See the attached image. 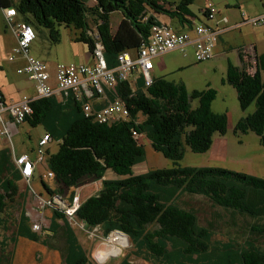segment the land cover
<instances>
[{"label": "trees", "instance_id": "trees-1", "mask_svg": "<svg viewBox=\"0 0 264 264\" xmlns=\"http://www.w3.org/2000/svg\"><path fill=\"white\" fill-rule=\"evenodd\" d=\"M191 2L181 0L171 9L162 0H94L93 4L89 0H0V5L15 7L21 21L38 30L46 28L54 44L61 41L59 26L74 28L75 41L86 43L92 56L101 44L108 66L115 67L121 52H135L148 42L153 25L161 23L159 14L191 24ZM114 13L119 16L115 26ZM256 61L253 72L229 62L226 81L236 89L244 111L255 105L253 112L235 123L234 132H254L264 145V53L257 54ZM139 84L133 90L125 81L115 91L109 90L130 113L128 119L112 123L87 116L72 94H64L62 100L52 95L31 103L33 112L25 121L32 126L45 124L44 134L59 140L57 152L47 151L45 160L55 175L56 188L42 179L45 189L62 197L66 190H73L71 202L75 189L101 181L98 192L81 202L78 219L106 235L118 231L129 236L141 251L162 264H264V178L225 167L180 164L187 149L205 153L215 134L227 133L228 114L212 109L217 90L208 86L189 92L182 81L164 77H155L150 86L145 81ZM136 134L144 135L175 165L134 173V167L146 159L145 144ZM109 171L115 177H108ZM24 182L10 148L1 149L0 229L11 227V234L0 242V264H12L21 236L38 239L40 234L50 238L58 234L60 219L67 225L63 252L59 248L63 264H97L59 208H53L49 227L33 230L26 215L31 188ZM185 195H201L211 206L226 210L229 219L225 223L237 234H228L227 242L216 238L222 214L214 212L203 224L199 210L183 199ZM13 210L19 211V218L8 227ZM119 264L136 263L125 258Z\"/></svg>", "mask_w": 264, "mask_h": 264}, {"label": "rangeland", "instance_id": "rangeland-1", "mask_svg": "<svg viewBox=\"0 0 264 264\" xmlns=\"http://www.w3.org/2000/svg\"><path fill=\"white\" fill-rule=\"evenodd\" d=\"M180 1L162 0V2H165V6L170 9L171 7H175L174 3L178 4ZM206 1L192 0L189 7L197 17L211 25H214L213 22L217 20L218 16L222 17L227 12L233 16L231 17L227 14L230 17L231 25L233 21H239L242 14L250 19L261 10V0H211L218 13L215 19L210 20L202 14ZM89 2L93 4L94 0H89ZM159 15L162 16V19L172 18L163 13ZM117 17H119L118 13L112 15L114 26ZM19 20H22L20 16ZM92 28H94V25H92ZM35 30L37 38L31 44V54L46 61L53 71L56 65L60 63H92L94 58H92L93 56L91 57L87 44L75 41L76 30L74 28H69L65 25L59 26L61 41L57 44L51 42L49 31L46 28H41L40 30L35 28ZM229 35L234 40L235 45H249L256 40L264 39V29L260 26L245 24L240 28L232 30ZM14 41L15 36L12 34V29L0 17V83L6 86L13 100H18L24 95L36 94V89L34 80L30 79L28 75L17 72V69L23 64L21 63V59L18 58L15 61H10L8 58L11 49H13ZM229 57L222 54L210 60L198 62L189 50L186 52L174 50L154 57V75H157L155 73L158 72L160 74L157 77H164L167 80L175 82L182 81L189 92L195 89L203 90L208 86L215 88L217 90V97L212 102V109L218 113L226 112L230 122L233 123L228 127L224 140H222L223 144H221L220 155L214 156V151H211L212 149L205 153H196L187 149L185 156L180 160L182 166H219L264 178V145L261 144L260 138L254 132L246 134H236L234 132L233 125L239 120V115L243 112V109L240 106L236 89L226 81V72L229 61L235 64L238 63L237 50L232 51ZM193 104L197 105V101H194ZM248 109H250V112H253L255 105L252 104ZM45 130V124L32 126L26 122L21 125L19 132L13 136L12 141L10 139L6 141L0 137V148L9 146L16 153L36 157L37 143L40 135ZM140 140L144 142L146 147V159L134 167V173H143L148 169L170 168L175 165L172 159L156 151L148 139L141 137ZM58 144L59 140L54 139L46 149L51 147L50 152L55 153L58 150ZM42 170L43 176L35 174L31 181L33 190L31 189L29 192L26 211L31 214L30 217L33 219L31 223H39L43 229L50 226L53 208L43 205L52 195L45 189L42 179L52 189L56 188V183L53 178L47 176L46 166H43ZM107 175L108 177H115L112 171H109ZM24 183L27 186L26 182ZM100 188L101 181H92L75 189V193L79 197V202H82L88 196L97 193ZM72 192L73 190H66L65 198L69 199ZM36 194L41 197V200L37 198ZM183 199L199 210L200 219L203 224L212 218L214 212L218 211L222 214V217L218 220L219 233L216 238L223 240L230 233L232 235L237 234L232 226H228L230 224L225 223V220L229 219L226 210L221 209L219 206H211L210 202L201 195H185ZM13 211L11 220L8 223L6 222V226L8 227L13 223V219L19 218V211ZM69 223L76 233L78 242L82 244L97 264H119L125 258L136 264H162L160 260L154 259L141 251L129 236L122 235L120 234L121 232L114 231L106 235L102 229L88 227L77 218L71 220ZM58 224L61 228L58 234H53L51 238L48 235L41 234L38 239L21 236L15 248L12 264H63L61 250L63 252V247L65 246V229L67 225L63 219L58 220ZM244 229L246 230L247 227L245 226ZM10 234L11 227L8 231L1 228L0 242L4 236Z\"/></svg>", "mask_w": 264, "mask_h": 264}, {"label": "built area", "instance_id": "built-area-1", "mask_svg": "<svg viewBox=\"0 0 264 264\" xmlns=\"http://www.w3.org/2000/svg\"><path fill=\"white\" fill-rule=\"evenodd\" d=\"M5 12L7 23L13 28L17 38L10 60H16L19 56L26 58V64L18 69V73L26 74L35 81L36 95H24L20 100L7 101L0 91V137L2 138H12V129H17L27 115L33 112L31 103L35 99L55 94H72L83 106L86 115L93 116L101 123L128 119L129 110L120 98H115L100 109H94L90 100L104 96L108 90L115 91L121 82H131L132 76L139 70L145 85L150 86L154 81V57L158 55L174 50L186 52L188 46H193L198 62L210 60L214 57L219 36L228 29L226 26H212L205 21H196L193 23L194 34L192 35L188 31H177L166 23H157L151 29L148 42L135 52L129 50L121 52L115 67L108 66L103 54V46L97 44L92 63H60L53 71L46 61L31 54V44L37 38L35 28L17 19L18 12L15 7L5 8ZM203 12L210 20L215 19L218 13L211 0H207ZM223 22L227 23L228 19L224 18ZM247 22L264 28V11ZM240 51L243 66L247 67L249 72L255 71L257 64L255 46L247 45ZM136 136L139 139L144 137L140 134ZM51 141L50 133L42 135L37 145L36 161L27 154L15 155L14 160L25 180L30 181L38 169L37 166L46 163V147ZM47 172L48 177H55L50 170L47 169ZM80 204L76 194L71 202L62 195H53L43 203L45 206L62 210L69 222L75 218L78 219L76 212ZM32 228L35 231L42 229L39 223H34Z\"/></svg>", "mask_w": 264, "mask_h": 264}, {"label": "crops", "instance_id": "crops-1", "mask_svg": "<svg viewBox=\"0 0 264 264\" xmlns=\"http://www.w3.org/2000/svg\"><path fill=\"white\" fill-rule=\"evenodd\" d=\"M13 1H15V0H13ZM207 2V1H206ZM1 6V5H0ZM205 6H206V3H205V5H204V7H203V9H202V14H204V8H205ZM5 8H9V7H2L1 6V10H0V17H1V19L3 20V21H5L6 23H7V20H6V12H5ZM264 11V0H261V10H260V12L258 13V14H256V16L257 15H259V14H261L262 12ZM193 12V11H192ZM227 14L228 15H230L231 17H233L232 16V14L231 13H229V12H227ZM223 15L222 17L221 16H218V18H217V20H215L213 23H214V25H212V26H217V25H220V26H226L228 29L227 30H225L220 36H219V39H218V41H217V44H216V47H215V53H214V57H216V56H219V55H222V54H224L225 56H227V57H229V55L232 53V51H234V50H237V59H238V63L237 64H235V63H233V64H235V65H237V66H243V58H242V54H241V48H243V47H245V46H247V45H235V43H234V40L230 37V35H229V33L232 31V30H234L235 28L237 29V28H240L242 25H245V24H250L249 22H246V20H248L249 18H247L246 17V15H244V14H242V17H241V19L239 20V21H237V22H235V21H233V24H231L230 25V22H231V20H230V17L228 16V15ZM158 17V19H159V21L161 22V23H166V24H168V25H170V26H172L174 29H176L177 31H188V32H191V34L193 35L194 34V31H193V22H196V21H203L201 18H199V17H197L195 14H194V12H193V16H190V17H188V19L191 21V20H193V22H191V24L190 23H188V22H180V20L179 19H177V18H166V19H162V16H160V15H158L157 16ZM255 17V16H254ZM224 18H227L228 19V22L227 23H225V22H223V19ZM17 19H19V14H18V16H17ZM232 19H235V18H232ZM8 24V23H7ZM211 25V24H210ZM250 25H252V24H250ZM254 26V25H253ZM9 28L10 29H12V34L15 36V41L13 42V47L12 48H14V46L16 45V43H17V38H16V34H15V32L13 31V28L9 25ZM264 29V28H263ZM249 45H253V46H255V48H256V52H257V54H262V53H264V39H261V40H256V41H254L253 43H250ZM190 51V53L191 54H193V56L195 57V55H194V49H193V46H188L187 47V49H186V51ZM11 52H12V49H11ZM11 52H10V55H11ZM171 52V51H170ZM168 53V52H167ZM10 55H9V60H10ZM91 57H92V55H91ZM213 57V58H214ZM21 59V63H23L22 64V66L21 67H23L25 64H26V58L24 57V56H19V57H17L16 59ZM92 58H94V56L92 57ZM230 58V57H229ZM212 59V58H211ZM10 61H15V60H10ZM229 62H231V61H229ZM57 66V65H56ZM20 68V67H19ZM18 68V69H19ZM56 68V67H55ZM227 68H228V66H227ZM18 69H17V72H18ZM154 71H155V65H154V69H153V76H154V78L155 77H157L160 73H155V74H157V75H154ZM227 73V72H226ZM20 74V73H19ZM26 75V74H25ZM139 82H144V78H143V76H142V74H141V70H139V71H137V72H135V74L132 76V79H131V82H130V84H131V86H132V88H133V90L134 89H137V88H139V86H140V84H139ZM53 83H55V81H53ZM35 89H36V83H35ZM0 90H1V92H2V94H3V96H4V98H5V100H7V101H17V100H13L12 99V97H10L11 95H10V93H9V91H8V89L6 88V86L3 84V83H0ZM112 94V92L111 91H107L106 93H105V95L104 96H101V97H99V98H94V99H91L90 100V102H91V104L93 105V108L94 109H100V108H102V107H104L105 105H107V104H109L110 102H112L115 98H114V96H112L111 95ZM36 94H32V95H29V96H35ZM55 96H57V98L58 99H60V100H62V97H63V95L62 94H55ZM21 99V98H20ZM20 99H18V100H20ZM249 113H251L250 112V109H247V110H243V112L239 115L240 117H239V119L241 118V117H243V116H245V115H247V114H249ZM24 123H26V121H24L22 124H20L18 127H17V129H12V138H13V136L16 134V133H18L19 132V130H20V127H21V125H23ZM233 123H231L230 122V119H229V124H228V127H230L231 125H232ZM234 126V125H233ZM250 133V132H249ZM44 134V133H43ZM43 134H41L40 135V138L42 137V135ZM224 137H225V135L224 136H222V135H220V134H215V136H214V142H213V145H212V147H211V151H214V153H213V155L214 156H217V155H220V151H221V144H223V141L222 140H224ZM259 137V136H258ZM12 138H4L6 141L8 140V139H10L11 141H12ZM39 138V139H40ZM39 141V140H38ZM53 141V140H52ZM51 141V142H52ZM50 142V143H51ZM38 144V143H37ZM215 144H217V146H215ZM7 148H10V150H11V153H12V155H13V160L15 159V155L16 154H23V153H16V151L13 149V148H11V147H9V146H6ZM6 147H1L0 148V150L1 149H3V148H6ZM214 147H216V148H214ZM47 151H51V147L50 148H47L46 149V154H47ZM33 160H37V156L36 157H32V156H30ZM15 161V160H14ZM43 166H46V163L45 164H40V165H38L37 167H38V169L36 170V173L35 174H38V175H40L41 177L43 176ZM46 168H47V166H46ZM35 176V175H34ZM34 178V177H33ZM32 178V179H33ZM32 179L30 180V181H27V180H25L26 182H27V184L30 186V188L32 189V186H31V181H32ZM33 190V189H32ZM32 192V191H31ZM37 195V194H36ZM37 198H39V200H40V196L39 195H37ZM26 215L27 216H31V214L28 212V211H26ZM33 221V219L30 217V223ZM31 225H33L32 223H31ZM229 238H230V236L228 235L227 237H226V239H223L222 241L223 242H227L228 240H229ZM219 239V238H218Z\"/></svg>", "mask_w": 264, "mask_h": 264}]
</instances>
